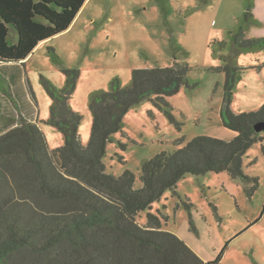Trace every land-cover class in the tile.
Returning <instances> with one entry per match:
<instances>
[{"label":"trees","instance_id":"obj_1","mask_svg":"<svg viewBox=\"0 0 264 264\" xmlns=\"http://www.w3.org/2000/svg\"><path fill=\"white\" fill-rule=\"evenodd\" d=\"M86 0H0V62H20L43 40L66 30ZM226 39L210 42L224 72L222 124L236 132L229 140L196 135L185 145L161 150L141 164V186L135 174L106 171L103 157L123 118L133 105L150 99L173 121L167 97L183 85L193 88L187 63L131 70L128 83L113 77L106 90L90 93L91 132L86 144L79 135L81 114L70 105L79 77L77 68L62 66V87L41 76L50 98L45 124L57 128L63 144L50 148L45 133L32 121L4 118L0 133V264H202L201 257L178 235L163 229L150 209L165 190L175 192L186 174L227 171L246 183L249 194L258 184L243 172V157L264 136L256 122L264 120L263 103L254 110L234 112L231 102L240 72V52L264 49V37H247L258 23L253 0ZM27 89L36 103L26 79ZM2 91L14 104L8 88ZM32 112V110H31ZM124 146V144H121ZM264 153V144L261 143ZM146 211V222L136 217Z\"/></svg>","mask_w":264,"mask_h":264},{"label":"rangeland","instance_id":"obj_2","mask_svg":"<svg viewBox=\"0 0 264 264\" xmlns=\"http://www.w3.org/2000/svg\"><path fill=\"white\" fill-rule=\"evenodd\" d=\"M244 9V0H86L66 30L41 41L25 59L36 103L31 97L30 102L18 100L30 111L37 108L39 120L49 117L50 98L40 77L57 87L65 82L49 51L53 48L62 66L79 70L70 105L82 116L79 135L86 144L91 132V92L108 89L113 77L128 83L133 68L187 63L188 79L195 87L183 85L167 97L173 121L152 100L145 99L127 110L122 129L106 146V171L120 175L130 169L136 186H141L144 159L161 150L180 148L196 135L226 140L236 135L221 122L225 74L216 69L221 61L210 42L226 39ZM253 13L259 22L248 26L245 34L264 37V0H253ZM235 60L244 69L234 88L231 109H257L264 100V49L240 52ZM6 73L0 68L1 76L8 78ZM11 109L0 91V133L5 127L3 117L14 116ZM39 125L50 148L63 144L57 128L43 122ZM260 135L264 136V131ZM261 143L264 139L249 147L243 157V172L258 181L251 194L242 179L227 171H209L186 174L177 182L175 192L167 189L152 203L150 210L160 217L162 228L178 235L201 257L202 264H264ZM136 219L144 224L146 211L139 212Z\"/></svg>","mask_w":264,"mask_h":264},{"label":"crops","instance_id":"obj_3","mask_svg":"<svg viewBox=\"0 0 264 264\" xmlns=\"http://www.w3.org/2000/svg\"><path fill=\"white\" fill-rule=\"evenodd\" d=\"M25 59L20 62H0V68H4V72L5 73L7 72L6 74L8 76V78L7 77L4 78L3 76L0 75V91L8 98V96L1 89L2 87L5 89L8 88V91L12 94V97L15 99V100L13 99V101H15L13 104L12 101L8 98L10 104L12 105V109L10 110V112L14 114V116L12 117L8 116L9 120L10 118L11 119L13 118L15 121H17V119H19L20 117H23L28 120L37 121V118L39 117L37 116V111L39 110L35 108V110L31 112L30 109L24 106V104L21 105L20 100H18L20 97L21 99L23 98V101H27V100L29 102L31 101L29 92L27 89V85H26V79L28 78L26 74L27 61H25ZM2 79H5V80H2ZM6 80L10 81V83L8 82L5 87L3 83ZM14 84H16L15 85L16 87L18 88L20 87L19 90L14 89ZM23 94H24L25 100H24ZM4 118L6 117H3V119ZM38 125H39V118H38Z\"/></svg>","mask_w":264,"mask_h":264},{"label":"water","instance_id":"obj_4","mask_svg":"<svg viewBox=\"0 0 264 264\" xmlns=\"http://www.w3.org/2000/svg\"><path fill=\"white\" fill-rule=\"evenodd\" d=\"M254 129L256 132L264 131V120L256 122L254 125Z\"/></svg>","mask_w":264,"mask_h":264}]
</instances>
